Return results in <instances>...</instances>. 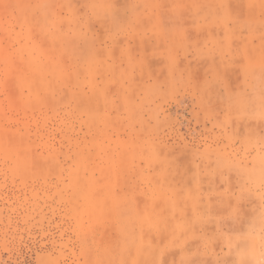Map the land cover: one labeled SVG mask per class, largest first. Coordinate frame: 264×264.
Listing matches in <instances>:
<instances>
[{
    "label": "rangeland",
    "instance_id": "obj_1",
    "mask_svg": "<svg viewBox=\"0 0 264 264\" xmlns=\"http://www.w3.org/2000/svg\"><path fill=\"white\" fill-rule=\"evenodd\" d=\"M127 1L0 0V264H264V0H230L216 26L232 44L215 46L229 60L199 62V77L168 87L163 111L144 105L143 62L132 61L140 46L79 44L83 14L111 5L122 18ZM129 119L148 121L147 135L178 151L184 168L219 170L210 191L178 207L198 246L194 198L213 194L232 223L225 238H212L223 231L215 225L206 251H157V240L137 251L119 237L111 187L133 159L110 132L133 133ZM155 194L142 201L152 217L165 214Z\"/></svg>",
    "mask_w": 264,
    "mask_h": 264
},
{
    "label": "crops",
    "instance_id": "obj_2",
    "mask_svg": "<svg viewBox=\"0 0 264 264\" xmlns=\"http://www.w3.org/2000/svg\"><path fill=\"white\" fill-rule=\"evenodd\" d=\"M120 11L118 7L109 5L103 9L95 7L93 15L89 13L86 17L87 13L83 14L79 18V44L94 49L105 46L110 50L115 45L140 46L142 58L133 55L132 61L141 59L143 62L144 105L148 107V102L153 105L149 110H165L161 100L168 87L199 77V62L229 60L216 57L220 50L216 51L215 46L232 44L222 39V29L216 26L223 18L230 17V0H128L122 9L121 14L125 15L122 18L118 16ZM85 20L89 21V26ZM100 22L108 27L102 30L98 26ZM216 30L219 31L217 36ZM215 70L209 66L204 75L213 76ZM238 70L243 69L238 66ZM226 72V77L233 76L231 69ZM122 123L133 133L125 131L122 134L114 130L117 135L114 132L110 134L116 142H129L133 167L128 171L126 181L111 187L112 198L116 201L119 237L132 241L137 251H151L149 241L152 240L158 241L157 251H206L207 242L212 237L209 233L214 235L215 225L217 229L222 227L223 231L218 233L217 230L212 238H225L224 226L228 225L230 229L232 223L216 214L212 205L215 201L213 194L194 198L196 206L192 223L198 246L194 247L182 230L183 218L178 207L179 201L189 197V193L210 191L219 170L212 166L184 168L183 157L178 151L169 150L163 141L147 135L148 121L129 119ZM151 145H158V151L152 150ZM207 156V160H215L214 155ZM152 160L158 161V169L151 167ZM152 193H159L152 197L161 199L160 209L165 208V214L160 212L154 218L147 205L142 204Z\"/></svg>",
    "mask_w": 264,
    "mask_h": 264
}]
</instances>
